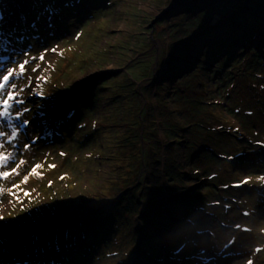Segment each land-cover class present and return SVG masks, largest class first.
I'll return each instance as SVG.
<instances>
[{
    "label": "rangeland",
    "instance_id": "rangeland-1",
    "mask_svg": "<svg viewBox=\"0 0 264 264\" xmlns=\"http://www.w3.org/2000/svg\"><path fill=\"white\" fill-rule=\"evenodd\" d=\"M36 1L0 0V264L24 235L45 264H264V0ZM128 128L145 164L110 211Z\"/></svg>",
    "mask_w": 264,
    "mask_h": 264
},
{
    "label": "trees",
    "instance_id": "trees-1",
    "mask_svg": "<svg viewBox=\"0 0 264 264\" xmlns=\"http://www.w3.org/2000/svg\"><path fill=\"white\" fill-rule=\"evenodd\" d=\"M70 2H71V0H66L65 3H59V2H56V3L61 5V6H65L68 9H70L72 7V4H70ZM49 3L51 5V7H49V9L51 8V10L52 9L55 10L56 5L53 2H49ZM42 4H44V2H42L40 0H37L35 2V6H38V7H41ZM52 5H54V6H52ZM55 11L58 12V10H55ZM203 14H205V12ZM230 15H231V18H227L226 17V19H230L231 20L229 22L232 23L231 25H233V27H236V26L238 27L239 23L235 19L232 20L233 12H231ZM246 15H249V14H246ZM252 15H255V14L250 13V16H252ZM250 19H246L247 23H248L247 27H249V29H254L251 26V22H249ZM195 22H196L195 24L200 22L199 23V25H200L202 20L201 21L200 20L199 21L196 20ZM203 25H204V23H203ZM196 39H198V38H196ZM233 41L234 40L229 41L231 46L233 45ZM212 44L221 45L218 42H215V43H212ZM212 44L210 43V45L207 47V49L209 48V50H210V48L214 47ZM170 45L173 46V44H170ZM204 45H205V43H204ZM197 47H194L193 49H196ZM173 48H175V47H173ZM216 48L218 49V48H222V47H215V50H216ZM209 53L211 54V52H209ZM171 55H173V58H174L173 62H176V61H178V63H181V62L184 63L185 62V60L183 58L184 53H182L179 56H176V54H174V53H172ZM206 57L208 58V57H211V56L209 55V56H206ZM172 90H173L172 91L173 94H181V89L180 88L173 87ZM141 95H142L141 93L138 94L139 97H141ZM69 119H71V118H68L66 120H69ZM143 122H144V117H142V115H141L139 119L138 118L136 119L135 124L132 127H136V126L141 127V126H143ZM134 133H136V134L138 133L137 138H135L133 136ZM145 133L146 132H144V134ZM117 136L118 137H123V139H121V142H119V143L116 142L115 146L111 148V151L109 152V154L107 156V164L109 166L107 167L108 171L106 173L107 174L106 177L109 178V181H110L109 183H110L111 186L118 187V186L123 184L124 188H123V190L119 191V192L123 191L122 193H119V194L116 195V194H110L111 192H109V194L107 195V196L113 198V202H116L115 199H118L117 202L114 204V206L109 208L110 211L112 209H116L119 206V204L121 205V207H120L121 209L123 208V204L124 203L125 204L128 203V205L130 206V199H128L129 193H128V191L126 192V190L128 188L134 187L136 185V182H138L137 181V177H138V171L137 170L139 169V167L142 168V166L145 164L144 163V158L141 155L142 154L141 153V142L143 140H142V138L140 136V132H134V128H128V129H125L123 132L117 134ZM168 144H169V142L165 144L166 145L165 151H167V149L169 150L170 147L172 146V145H168ZM124 192H126V193L124 194ZM114 196H115V198H114ZM97 197L100 198V196H97ZM43 198H45V196H43ZM61 198H62V196H60V198L57 199L55 196L49 194L47 196L48 200H47L46 204L49 205L50 207H57L59 202L62 201ZM25 199L28 200L29 198L27 197ZM35 200L30 198V201L28 200V202L29 203H33ZM39 203H42V202L39 201ZM194 206L195 207L193 209H199L200 210L199 219L201 220L203 218L202 216H204V212L201 209V206L197 207L196 204H194ZM74 207H75V210H76V214L80 213L79 209L76 207V205H74ZM120 208H118V209H120ZM38 215H39V213L38 214L37 213H33L32 217H38ZM109 215L112 217L113 213L108 211L107 216H109ZM38 219H40V217ZM80 220L86 221V220H89V219L80 218ZM191 220H193V219L192 218H187V221H191ZM194 222H196V221H194ZM114 223L115 222L112 221V219H111V225L113 227L112 228L113 230H114V228L115 229L118 228V225H114ZM84 226H85V224L81 223L80 227L82 228ZM70 228H71V230L68 229L69 231H67L68 232L67 235H69V236H67L66 239L62 238L63 240H61V241L67 243L66 244L67 246L72 247L71 248V250H72L73 247H75V245L77 244V242H79L78 239L81 236H78V234H72L73 227H70ZM135 228H136L135 231L139 233L138 228L137 227H135ZM64 232L62 234H59V235L64 237V235H65ZM37 234H40V233H37ZM34 236H36V234ZM49 238L51 239V241H56V243H58V241H59V237L55 238V237H53V235H50ZM29 244L30 243L27 242L26 239H24V240L19 239L17 242L11 243V245L9 246V249L6 252L1 253V255H2V257H5V260L6 259L10 260L9 262H7L8 264H21L23 258L31 259V260L34 259L35 260L36 258L33 256L32 253H34V251H38L37 249H39V248H37V246H33V245L29 246ZM22 245L23 246H26V245L29 246L30 248L33 249V251L28 253V254L24 253ZM87 248L88 249L81 250L83 252L79 251L78 254H76L74 257L83 258V256L81 254H87V253H90V252L94 253V251H92V250L89 251L90 247L87 246ZM176 254H178V253H175V255ZM35 255H36V253H35ZM157 257H158V255H157ZM14 261H16V262L14 263ZM40 261L41 262L37 261V264H39V263H42V264L44 263L45 264L46 263V260H40ZM71 262L72 261L62 262V264H70ZM24 263L27 264V262H24ZM74 264H76V263H74Z\"/></svg>",
    "mask_w": 264,
    "mask_h": 264
},
{
    "label": "bare ground",
    "instance_id": "bare-ground-1",
    "mask_svg": "<svg viewBox=\"0 0 264 264\" xmlns=\"http://www.w3.org/2000/svg\"><path fill=\"white\" fill-rule=\"evenodd\" d=\"M56 1V0H55ZM85 1H87V0H85ZM80 2L82 3V0H80ZM86 3H88V2H86ZM86 3H84V5L86 4ZM27 18V17H26ZM229 22V21H228ZM27 31V30H26ZM38 220V223L39 224H46V221H42V220H40V219H37ZM63 231H58V233H62ZM49 233V232H48ZM48 233H46V234H48ZM27 236H30V235H24V236H22V237H20V238H24V239H26L25 237H27ZM31 237V236H30ZM44 237V236H43ZM49 237V236H48ZM24 239H22V240H24ZM27 240V239H26ZM30 241V239L29 240H27V242H29ZM61 241V240H60ZM82 241V242H81ZM81 241H79V242H77V244L75 245V247H73V249L70 251V253L72 254V256H75L76 254H78V252L80 251L79 249H80V246H79V244H83L84 242V240H81ZM59 242V241H58ZM30 243V242H29ZM79 243V244H78ZM22 247H23V252L24 253H29V252H32L33 251V249L32 248H30L29 246H23L22 245ZM85 247V246H84ZM83 247V248H84ZM82 248V249H83ZM38 256L39 257H37L35 260V262H32V260L31 259H28L29 260V262L27 261V264H34V263H36L37 264V261L38 262H41L40 260H44L41 256H40V254H38ZM34 260V259H33ZM56 260V259H55ZM14 262H16V261H14Z\"/></svg>",
    "mask_w": 264,
    "mask_h": 264
}]
</instances>
